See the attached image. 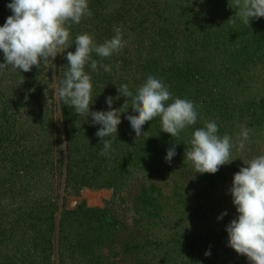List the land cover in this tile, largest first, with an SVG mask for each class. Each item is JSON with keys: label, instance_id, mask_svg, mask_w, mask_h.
<instances>
[{"label": "rangeland", "instance_id": "374dc122", "mask_svg": "<svg viewBox=\"0 0 264 264\" xmlns=\"http://www.w3.org/2000/svg\"><path fill=\"white\" fill-rule=\"evenodd\" d=\"M11 2L0 0V27L13 15ZM231 3L88 0L92 17L71 24L70 44L84 33L102 44L117 27L125 42L110 57L92 53L98 71L85 65L90 112L111 110L108 97L121 108L127 98L118 88L127 84L135 95L152 75L197 109V122L175 137L160 117L135 137L129 98L117 137L103 138L111 151L101 155L102 125L57 92L74 43L39 68L0 71V264H251L228 245L226 226L238 216L234 174L264 155V17L232 24ZM209 121L234 143L247 128L250 140L217 173H194L185 149Z\"/></svg>", "mask_w": 264, "mask_h": 264}, {"label": "clouds", "instance_id": "9594fccd", "mask_svg": "<svg viewBox=\"0 0 264 264\" xmlns=\"http://www.w3.org/2000/svg\"><path fill=\"white\" fill-rule=\"evenodd\" d=\"M229 6L236 10L229 19L232 24L239 18L249 26L252 19L264 17V0H232ZM7 7L13 15L0 27V50L5 61L0 63V71L12 68L28 72L33 66L39 68L74 43L75 52H67L69 67L59 82L57 92L64 105L74 106L77 114H89L94 124L102 125L96 133L103 141L101 155H108L111 151L112 141L103 138L117 137L120 116L128 110L129 98L132 110L137 113L127 116L135 137L144 135L143 126L156 117L161 119V130L171 137L178 136L197 122L198 112L194 103L173 98L168 87L152 75L137 88L135 95L127 84L118 88L119 94L127 98L121 108H112L113 98L108 97L106 103L111 110L90 112L93 85L91 76L84 70L85 65L90 62L91 69L98 71V61L92 59V53L107 58L121 51L125 42L121 29L117 27L114 28L115 35L102 44L98 45L93 35L88 33L77 35L70 44L71 24H79L82 18L93 15L88 0H12ZM99 68L111 71V66L102 62H99ZM23 79L22 76L19 84ZM170 100L172 102L167 103ZM250 131L242 129L234 143L229 135H218V126L214 121L206 122L204 127L193 132L188 141L184 163H190L194 173L215 174L221 166L234 160V149L244 150L250 140ZM175 155L173 145L167 151L166 162L170 163ZM244 164L246 167H241L234 174L230 189L238 216L226 226L228 245L238 254L246 256L251 264H264V155ZM224 215L227 213H221L218 219ZM205 255L209 256L210 251H206Z\"/></svg>", "mask_w": 264, "mask_h": 264}]
</instances>
